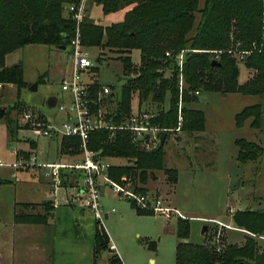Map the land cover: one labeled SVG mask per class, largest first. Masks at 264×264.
<instances>
[{
	"label": "rangeland",
	"instance_id": "obj_1",
	"mask_svg": "<svg viewBox=\"0 0 264 264\" xmlns=\"http://www.w3.org/2000/svg\"><path fill=\"white\" fill-rule=\"evenodd\" d=\"M203 2L204 0H200V8ZM102 8V5L92 0L89 14L94 23L104 26L122 21L129 9L123 7L116 12L105 14ZM199 18L200 14H197L195 27L189 36L195 35ZM232 38V44L227 52L240 64L239 82L244 84L253 74L245 66V57L251 51L245 50L247 49L245 44L235 39L234 35ZM84 47L89 49L90 57L96 63L95 69L87 76L91 86H96V83L108 84L115 92L113 98H120L127 78L123 64L118 59L120 54L113 53L108 48L103 49L102 61L97 62L101 50L85 45ZM205 51L214 55L219 51L223 52ZM71 52V45L59 48L31 43L6 57L8 65L22 64L25 85L20 89L15 84H5L0 88V105L12 108L9 117L0 118V264H46L47 257L53 252L58 256L60 254L70 264H85L88 263L85 252L88 251L89 256L91 255V229L96 222L95 216H90V212L83 215L79 207L67 205L65 189H60L54 194L45 179L40 181L30 176L35 174V171L32 165L26 164L28 152L22 153L24 161L18 163V166L30 174L25 171L16 172L15 167V163L18 162L17 152L29 150L30 140L37 142L38 162H52L59 158V137L50 139L38 135L30 128H25L24 114L26 110H32L47 115L49 120H63V114L57 107L49 106L48 99L54 95L61 103L68 101L69 96L62 90L61 83L72 69ZM129 54L133 66L140 68V50L133 49ZM105 60H108L109 65H106ZM161 71L165 78L173 75V69L162 68ZM131 76L135 75L132 73ZM35 84L36 89L33 88ZM99 89L100 85L97 90ZM189 93L195 95L192 91ZM255 104L262 107L261 126L253 127L252 118L238 126L236 115L245 107ZM17 105L19 107L14 109L13 107ZM188 105L190 108L203 111L205 128L202 131L168 132L164 144L165 167L177 169L178 182L172 184L169 174L163 169L149 171L144 182H137L138 187L145 189L141 191L143 194L151 197L157 195L166 204L170 201L172 203L170 206H177L185 218H190L191 233L188 238L190 242L203 243L208 247L221 232L226 245L242 243L245 241L243 233L228 230L226 227L221 229L211 219L216 218L230 223L232 220L230 207L264 211V94L244 95L238 92L201 90L199 96H194V101ZM169 106V95L167 100L161 103L153 100L152 96L143 98L140 92L133 95L134 111L138 108L153 111L158 115ZM116 107L117 101L105 99L101 102L100 112L107 115L114 112ZM10 119L15 129L17 126L21 127L14 137L11 136L9 129ZM241 138L259 145L261 151L256 159L246 162L239 159L236 140ZM158 146L157 144L156 147ZM110 161L115 163L114 165L123 166H132L134 162L133 159L129 160L126 157H113ZM70 191L75 194L74 190ZM102 195L104 214L105 211L116 209L109 218L104 217L103 223L120 239L125 253L129 254L134 264H176L177 235L167 232L166 227L174 226L178 219H168L158 212L150 216L140 215L128 199L112 188L103 190ZM46 200H55L57 204L50 225L31 226L14 223L17 203H40ZM50 207L39 204L30 205L27 209L30 213L46 215ZM206 225L209 228L203 234ZM257 252L261 254L259 249ZM102 254L99 264H109L108 252Z\"/></svg>",
	"mask_w": 264,
	"mask_h": 264
},
{
	"label": "trees",
	"instance_id": "obj_2",
	"mask_svg": "<svg viewBox=\"0 0 264 264\" xmlns=\"http://www.w3.org/2000/svg\"><path fill=\"white\" fill-rule=\"evenodd\" d=\"M79 0H0V84H15L19 89L25 85L24 70L21 63L7 65L6 57L31 43L46 44L54 47H67L76 34L77 24L66 7ZM102 5L103 12L109 14L123 7H129L124 19L111 25L96 24L92 21L89 9L80 25V37L87 47L101 50L96 61H102L105 49L120 54L126 75L117 107L110 113L116 123H120L132 112L133 95L140 92L143 98L152 96L158 102H165L170 96V106L161 111L153 122L162 128H175L178 125L179 90L177 69L174 58H168V51L177 54L184 49L187 52L185 78L188 93L184 99V122L182 130L202 131L205 128V116L202 110L190 108L194 101L189 91L208 90L222 93L238 92L244 95L264 94V0H95ZM200 14L195 28V35L189 36L195 27L196 15ZM245 44L247 51L245 66L252 75L244 84H240V64L227 50L232 44V36ZM104 49V50H103ZM139 49L141 67L135 68L130 52ZM203 50L195 52L194 50ZM205 50H223L219 55ZM218 55V57H217ZM218 60L220 65H213ZM106 64L109 65L108 60ZM173 69V75L165 78L160 69ZM95 69V68H94ZM132 73L135 76H131ZM98 83L91 88L97 92ZM115 94V92H114ZM18 105L13 107L16 109ZM12 108L10 107V110ZM10 110L7 113L9 117ZM260 104L245 107L236 115V123L242 126L252 118V126L259 128L262 122ZM110 117V115H108ZM26 128V125L24 126ZM11 134L15 128L9 121ZM110 131L103 129L94 132L90 147L101 155L126 157L133 159L130 165H114L110 170L111 177L123 182L136 184L137 191H145L137 185L144 182L148 172L165 170L172 184L178 182V172L165 167L164 144L153 150H144L132 140L129 131H117L115 139H109ZM168 134V132H167ZM166 141V140H165ZM78 139L63 138L62 149L78 145ZM239 159L243 162L254 160L261 148L258 144L237 139ZM256 152V153H255ZM51 204L46 202L44 205ZM30 203H18L15 209L16 223L48 224L53 216L52 209L46 215L28 212ZM132 205L140 214L151 211ZM234 224L248 232H264V211L238 210L233 216ZM178 243L176 264H264V253L258 254V242L249 234L245 241L228 244L220 251L213 243L211 246L194 244L188 240L191 233L190 218H179L176 222ZM206 235V234H205ZM153 244H151L152 246ZM110 249V236L99 220H96L95 263L103 251ZM110 264H124L122 258L113 253Z\"/></svg>",
	"mask_w": 264,
	"mask_h": 264
},
{
	"label": "built area",
	"instance_id": "obj_3",
	"mask_svg": "<svg viewBox=\"0 0 264 264\" xmlns=\"http://www.w3.org/2000/svg\"><path fill=\"white\" fill-rule=\"evenodd\" d=\"M91 0H79L78 2L67 5L68 14L76 21V34L71 39L69 45L72 47L71 57L73 69L70 76L62 80V90L71 94L72 99L67 104L58 103L60 111L65 113L62 121L49 120L40 113L26 110L24 118L26 125L38 134L45 137H69L79 140L77 151L83 155V159L77 163H42L38 162L36 155L32 154L26 164L43 168L51 178V186L54 192L63 186V169H73L82 172L81 182L78 185L79 203L88 208L96 218L103 223L104 214L100 206L101 187H110L120 193L124 198L131 200L138 207L163 214L168 219L185 218L184 214L176 207L166 204L158 197H151L130 187L127 178L124 182L114 180L110 173L113 164L103 157L97 150L90 147V140L94 132L99 130H109V139H115L117 131H129L134 143L145 146L147 149H154L161 143L163 132L180 131L184 122V101L183 96L188 92V83L185 78V62L188 49H184L177 54L168 51V58H174L177 69V84L179 90L178 103V125L175 128H162L153 122L157 113L149 110L138 109L127 115L120 123H116L114 117H108L101 111V102L109 96L114 95L113 89L108 84H101L97 92L91 91V82L87 79L89 73L96 67V63L90 57L89 49L84 47L80 37V25L86 17ZM241 46V44H240ZM234 51V50H233ZM220 52V51H219ZM217 52L219 55L220 53ZM232 52V51H231ZM217 55V57H218ZM244 58V56H242ZM199 95L201 92H193ZM71 147V150H76ZM23 162V161H22ZM20 162V163H22ZM18 165V164H16ZM233 212V208L230 209ZM218 224L221 229L224 227L235 229L234 225L225 224L217 219H211ZM249 234L258 242L259 251L264 253V233ZM217 250L220 251L224 246L221 232L213 242Z\"/></svg>",
	"mask_w": 264,
	"mask_h": 264
},
{
	"label": "crops",
	"instance_id": "obj_4",
	"mask_svg": "<svg viewBox=\"0 0 264 264\" xmlns=\"http://www.w3.org/2000/svg\"><path fill=\"white\" fill-rule=\"evenodd\" d=\"M92 1V0H91ZM90 1V2H91ZM204 3V2H203ZM89 8H90V4H89ZM66 13L68 14V12H67V10H66ZM6 64H7V62H6ZM8 65V64H7ZM72 69H73V65H72ZM72 69H71V72H72ZM94 70V69H93ZM71 72H70V74H68L67 76H70L71 75ZM66 76V77H67ZM4 85L3 84H0V88H2ZM114 92V91H113ZM67 94H68V96H69V98H68V101H66V102H64L65 104H67L68 102H70L71 101V99H72V96H71V94L70 93H68V92H66ZM113 96H115V95H112V96H109L106 100H109V101H112V100H115L116 101V99L117 98H113ZM58 103H61L60 102V99L58 98V102H57V104ZM57 104H56V106H54V107H57L58 108V106H57ZM59 109V108H58ZM137 110H138V108H137ZM137 110H135V111H137ZM60 111V110H59ZM134 111V107H133V105H132V112ZM62 114H63V119H65V113L64 112H62V111H60ZM110 113H112V112H109V115H110ZM43 117H45V118H48V116L47 115H45V114H43V113H40ZM108 115V114H107ZM62 121V120H61ZM57 122H59V121H57ZM15 128V127H14ZM26 128H30V127H28L27 125H26ZM10 129V128H9ZM21 129V127L19 128L18 126H17V129H15V134H14V136L15 135H17L18 134V131ZM31 129V128H30ZM32 130V129H31ZM182 130V129H181ZM180 130V131H181ZM131 134V133H130ZM38 135H40V134H38ZM168 135V134H167ZM11 136L12 137H14L12 134H11ZM42 136V135H41ZM45 137V136H44ZM48 138H50V139H53L54 137H48ZM65 138V137H64ZM67 138V137H66ZM69 138V137H68ZM56 139H58V138H56ZM71 139H76V138H71ZM166 139H167V136H166ZM62 140H63V138H59V153H60V155H59V158L57 159V160H55V161H52V162H50V161H41L42 163H55V162H58V163H68V164H72V163H77V162H80L82 159H83V155L79 152V151H77V147L76 146H71V147H76L75 149L76 150H71V147L69 148V149H62ZM28 143H29V146H30V149L29 150H26V151H20V152H17V158H18V162L17 163H15V167H16V172L17 171H25L26 173H28V174H30L29 173V171H26V169H19V166L18 165H16V164H18V163H20V162H22V161H24V157L22 156V153L24 152V153H26V152H28V157L26 156V160H29L30 158H31V155L32 154H34V155H36V157H37V160H38V152L36 151V148H37V142L35 141V140H30V141H28ZM79 144V143H78ZM136 144V143H135ZM138 147H143V148H145V146H141V145H138V144H136ZM78 146V145H77ZM157 148V147H156ZM145 149H147V148H145ZM155 149V148H154ZM147 150H153V149H147ZM103 157H105V158H107L109 161H110V158H113V157H110V156H106V155H102ZM114 158H118V157H114ZM111 162V161H110ZM112 163V162H111ZM113 164V166H114V164L115 163H112ZM34 167V173L35 174H30V176H32L33 178H38L40 181H42V180H44L45 179V181H46V183L49 185V187H50V189H51V191L54 193V194H57V192L60 190V189H65L66 190V195H67V201H66V203H67V205H69V206H77V207H79L80 209H82V214L84 215L85 214V212H87L88 214H89V212L91 213V214H89L90 216H93L94 214H92V212L88 209V208H86V207H84L83 205H81L80 203H79V199H78V192H79V190H78V185H79V183L81 182V178H82V172L81 171H75V170H73V169H63L62 171V177H63V186L61 187V188H59L56 192H54L53 191V189H52V186H51V178L46 174V170L45 169H43V168H39V167H36V166H33ZM37 175V176H36ZM124 178H127L126 176H124L123 177V179ZM124 182V181H123ZM128 183V182H127ZM129 185H130V187H132V188H134V189H136L135 188V185L136 184H133V183H128ZM138 185V184H137ZM175 185V184H174ZM146 187H148L147 185H146ZM70 188V190H74V192H75V194H73V193H71V191L70 190H68ZM108 190V189H110V187H107V186H105V187H101V197H100V206H101V210L102 209H104V207H103V205H102V203H101V200H102V192H103V190ZM116 192V191H115ZM155 197H157V195H155ZM129 200V199H128ZM130 202H131V205H132V201L131 200H129ZM46 202H51V204L49 203L47 206L48 207H50V209H52V212H53V215L55 216V212H56V207H57V204H56V202H55V200H46V201H43V202H40V203H31V202H19V203H30V204H32V205H39V204H42V206L44 205V203H46ZM169 202V204H171L172 205V203H170V201H168ZM18 204V203H17ZM44 206H46V205H44ZM173 206H175V205H173ZM132 207L134 208V209H136L133 205H132ZM175 207H177V206H175ZM178 208V207H177ZM231 208H233V212H231V210H230V213H231V217H232V220H231V222L230 223H226V222H224V221H222V220H219V219H217V220H219V221H221V222H223V223H225V224H230V225H234L236 228L235 229H230V228H228V230H233V231H240L241 233H243L244 234V236H243V238H245V236L247 235V234H249V232L247 231V230H245V229H241V228H238L235 224H234V221H233V216H234V214L239 210V209H235L234 207H230V209ZM179 209V208H178ZM137 210V209H136ZM180 210V209H179ZM116 211V209L115 208H113L112 210H109L108 212H106L105 211V214H104V212H103V214L105 215L104 217L105 218H109L110 217V215L112 214V213H114ZM181 211V210H180ZM138 212V211H137ZM152 212V211H151ZM156 212H152V213H149V214H140V215H145V216H150V215H154ZM53 216V217H54ZM95 216V215H94ZM175 219H178V218H176V217H174ZM51 219H52V216L49 218V222H48V224H28V225H31V226H48V225H50L51 224ZM213 219H216V218H213ZM95 220H98L97 218H96V216H95ZM176 222L177 221H175V223L173 224L174 226H171V227H169L168 225H167V227H166V231L167 232H171L172 234H176L177 235V230H176ZM14 223L15 224H23V225H26V223H16V221H15V214H14ZM103 225H104V223H103ZM105 226V225H104ZM105 228H106V226H105ZM170 230H169V229ZM106 230H107V232H108V234H109V236H110V249L109 250H106V251H103V252H108V258H107V261H108V263L110 264V258H111V256H112V254L113 253H117L121 258H122V260H123V262H124V264H134V262H133V260H131V258H130V256H129V254L128 253H125V248H124V246H123V244L121 243V241H120V239L119 238H117V236H115L114 234H113V232L111 231V229H109V228H106ZM95 231H96V222H95V225H93V227H92V229H91V234H92V243H91V248H92V252H91V255L89 256V254H88V251H86L85 252V254L84 255H86V257H88V263H85V264H99V262H100V260L102 259V257H103V254H101V256H100V258L97 260V262L95 263V261H94V248H95ZM165 231V232H166ZM140 234V232H138L137 233V235H139ZM250 235V234H249ZM233 236V235H232ZM235 237V236H234ZM146 240H148V238H146ZM177 243H178V237H177ZM78 252H80V251H78ZM102 252V253H103ZM82 254H83V252H82ZM60 256V257H59ZM59 256H58V254L56 253V252H53V253H51L50 254V257H47V261H46V264H70V263H68V261H66L65 259H63L62 258V256L59 254ZM77 264V263H76Z\"/></svg>",
	"mask_w": 264,
	"mask_h": 264
},
{
	"label": "water",
	"instance_id": "obj_5",
	"mask_svg": "<svg viewBox=\"0 0 264 264\" xmlns=\"http://www.w3.org/2000/svg\"><path fill=\"white\" fill-rule=\"evenodd\" d=\"M62 48H66V47L63 46ZM212 63H213V65H220V62L218 60H214ZM33 88L36 89L37 88V84H35ZM57 102H58V97L57 96L53 95V96L49 97V99H48V104L51 107L56 106ZM9 110H10L9 106L0 105V118L7 117V113H8ZM166 136H167V132H163L162 135H161V144H164V142L166 140ZM208 228H209L208 225L204 226L203 234L208 230Z\"/></svg>",
	"mask_w": 264,
	"mask_h": 264
}]
</instances>
